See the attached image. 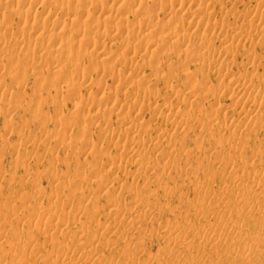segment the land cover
Listing matches in <instances>:
<instances>
[{
	"label": "rangeland",
	"instance_id": "1",
	"mask_svg": "<svg viewBox=\"0 0 264 264\" xmlns=\"http://www.w3.org/2000/svg\"><path fill=\"white\" fill-rule=\"evenodd\" d=\"M31 1L21 6L16 0L0 12V89L7 87L0 94V264H264V92H244L252 76L264 83V0H210L205 6L201 0V8L182 20L199 21L188 31L193 43L164 42L173 54L161 68L163 79L138 84L150 70L131 67L123 87L95 71L89 73L93 86L73 79L101 64L98 50H89L87 67L81 32L104 43L106 58H117L123 49L98 32L125 26L124 19L112 23L107 14L96 21L91 12L72 15L70 22L66 13L85 0H64L67 11ZM114 1L112 15L134 18ZM161 1H143L148 7L138 19L155 4L153 13L164 19L157 11ZM131 25L132 36L162 35L139 32L136 20ZM212 25L228 33L205 35ZM31 27L61 42L45 44L44 55L54 64L35 60L40 42L23 37ZM235 36L236 44L226 43ZM224 52L228 59L220 56ZM163 55L154 48L134 61ZM183 57L195 61L182 66ZM235 77L238 85L228 86ZM107 90L118 102L130 91L138 99L118 116L117 107L97 101ZM142 90L158 97L148 99ZM122 115L138 124L132 135L117 128ZM69 136L73 142L63 141ZM106 165L108 172L100 170ZM182 167L186 171L178 172Z\"/></svg>",
	"mask_w": 264,
	"mask_h": 264
},
{
	"label": "bare ground",
	"instance_id": "2",
	"mask_svg": "<svg viewBox=\"0 0 264 264\" xmlns=\"http://www.w3.org/2000/svg\"><path fill=\"white\" fill-rule=\"evenodd\" d=\"M39 1H41L45 5V6H43V4L39 3L43 7H47V4L48 5L57 4L56 8L58 11H59V8L62 10L65 9L67 11L66 8L67 7L69 8V6H70V5L66 4L64 2V0H39ZM113 1L112 0H85L82 3H79V5L77 4L76 7L71 8V6H70L71 11L69 10L66 13V17H68L70 22L72 21V19H71L72 15H78L81 13L89 14L91 12H93L92 17H94L96 19V21L101 20L100 16H105L108 14L107 18L112 23H113V21L119 20V19H121V20L124 19V21L126 22L125 26L122 25V27H120L121 29L119 27H115L117 29L114 30L112 27V29L114 30V31H112V29H110V27L107 29L104 28L103 30L101 29L102 30L101 33L99 31L100 29L98 30L100 37L104 40L105 43L107 42V44H111V45L114 44L117 48L123 49L122 54L117 58H112V59L106 58V56H104V50L106 48L104 43L98 42L99 40H96V42H95V40L94 41L92 40L93 39L92 36H91L92 39H90V37H88V35H86V33L83 34L81 32V35L85 37V41H84V43H85L84 44L85 45V47H84L85 54L83 55V59L84 58L87 59V61H88L87 67H88V65L91 66V63L93 62V60L91 58H89V50H91V51L92 50L93 51L98 50L94 54H96V59L99 60L98 62L101 64L99 66V69H97V70H92V69H90V67H88L87 69L80 70L81 72L78 71V73H77L78 79H73V83L76 85L85 86V87L93 86L90 83H88L90 80V77H92L89 75V73L91 74L93 71H95L96 73L99 74L100 78H102V79H104L106 77L112 78L113 82L115 83V87H123L124 83L128 77L130 68L136 67V69L138 71H143L144 69L148 68L150 70V73H151V76L146 75L145 73L140 74V76L138 77V81L136 83L142 84V83L147 82V83L155 84V82H157L158 80L163 79V76L160 75L161 68H162L164 62L168 61V59H170L171 55L173 54V52L164 44V42L171 41L175 37L176 38L175 39L176 45H182V44L187 45V44L193 43L194 32L188 34V31L191 29L198 28L199 21L196 17H193L184 24L182 22V20H184L183 15L186 12H190V11L194 12V11L198 10L199 8H201V6H202L201 0H165V1H161L160 3L157 4V11L164 14V16H165L164 19H160L158 14L155 15L153 13L156 4L151 6V10L148 11V13L146 14L149 16L138 19V17L140 15H143L142 10L144 8L148 7L147 3L145 4L144 7L141 6V3L145 0H137V1L120 0L119 3L123 4V6H125V8H124L125 11L130 12L132 14V16L134 17L131 20L132 21L136 20V26L138 27L139 32L152 30L153 32H158V33L162 34L156 40L153 39V37L150 35V33L140 34V35H135V36L130 35L132 30L134 29V25H131L132 21L128 20L124 16H119V18H118V15H112L111 14L112 11H116L115 6H114L115 1L114 2ZM12 2H16V0H0V12H2L3 10H8V8L12 9L13 7L11 8V6H10L11 4H13ZM18 2H19V0H17V3ZM24 2L27 4V2H32V1L31 0H21L19 2V4L22 3V5H23ZM109 2H111V3L113 2V4H110ZM35 3L38 4V1L37 0L33 1V4L37 6V4H35ZM209 3H211L210 0H205L203 5L205 6ZM28 4L30 5V3H28ZM80 4H83V6H81ZM17 10L14 9L13 14H16L19 17L21 15L23 16V14L22 13L19 14L18 13L19 10L18 11ZM20 10L23 11L22 9H20ZM205 10H207V8H205ZM46 15L48 16V14H46ZM46 19H49V18L46 17ZM4 21H5V19H4ZM130 21H131V23H130ZM52 23H53V21H52ZM41 25L42 24L40 23V26ZM43 25L46 26L45 24H43ZM37 26H39V25L37 24ZM44 26H42V28ZM32 28H33V30L35 29L34 27H31V29H29V32L25 33L23 35V37L25 40H27V43H29L31 41L32 42H38V41L40 42V44H38L39 45L38 49H36L37 47L35 48L36 51L39 53L38 54L36 52V54L38 55V59H35V60L43 61L44 63L46 62V63L51 64V65L54 64L53 58L48 59L45 56L46 55L45 52L47 53V51H48V50H46L45 44L47 42V43L53 45L55 43L60 44L61 42H59L57 40V38H55L52 35L53 32L49 33L50 31L49 32L44 31V29L46 30L47 27H44L43 30H40V27H39V29H37V31L40 30L43 32H36V34L32 33V31H33ZM50 30H53L52 25H51ZM117 30H120V31H117ZM27 31H28V29L25 32H27ZM94 31L92 32V30H91L89 32V34L90 33L94 34ZM33 32H35V30ZM46 32H48V33H46ZM30 33H32V35H30ZM222 33H224V34L228 33V31L225 30L224 28H223V30L221 28H217L216 25L208 26V28L205 30V35L207 34L210 36L211 35L217 36V35H220ZM33 34H34V36H33ZM255 34H256V32H255ZM255 34L251 35V39H252V37H255ZM251 39H250V41H251ZM43 41H45V43ZM236 41H237V37L235 36L234 38L230 39L226 43H228L231 46V45L236 44L237 43ZM126 43L127 44L129 43L130 45H125ZM226 43L224 41H222L220 47H223ZM89 45L91 46L90 49L88 48ZM1 48L5 49L6 51L8 49V47H6V46H1ZM154 48L158 49L160 52H164V55L161 58L156 59L154 61H152L150 59L145 61V62L134 61L138 57L139 54H141L142 56H144V55L151 56ZM208 51L209 50L207 49L205 52L206 55L209 53ZM12 54H14V51H10L9 55H12ZM227 54H228L227 52H224L220 56H222L224 59H228V58H226ZM43 56L45 57V59H42ZM193 61H195V60H193L191 57H183L181 65L186 66V65H189L190 63H192ZM24 62H25V64L23 63V67L26 64H27L26 67L30 66V65H28L29 63H27L26 61H24ZM36 62H38V61H36ZM196 62H198V61H196ZM198 63H199V66H203L207 62L202 61V62H198ZM34 65H36V63H34ZM206 67H213V66L211 64H206ZM69 68H70V66H67L66 69H69ZM24 69H25V67H24ZM22 71H23V69H22ZM79 72H80V74H79ZM11 75H14V74H11ZM79 75H81V76H79ZM19 77H22V76L19 75ZM187 77L190 78V75H188ZM43 80H46V78H43ZM18 81H20V80H18ZM41 81H42V79H41ZM2 82L3 81H1V84H2ZM92 82H94V81H92ZM238 83H239V78L235 77V78H232L230 80V85H228V86H237ZM3 84L1 86H4ZM41 84H43V81ZM97 84H99V82H97ZM6 88H7L6 86H5V88L3 87V90L6 91ZM230 89H231V87H230ZM3 90L0 89V94L5 93V92H3V93L1 92ZM97 90H99V89H97ZM252 90L254 92H257V93L264 92V83H263V85L260 83H254L253 76L250 77L246 81V83L244 84V92H249ZM134 92L130 91L120 102H118L117 99L115 100L116 92L114 90H107L106 93L102 94V96L97 101L98 102L103 101L105 104H111L112 106L117 107L118 110H117L116 114L118 116H121V114H123L125 111L124 110L125 104L128 101H131V100L135 101L136 99H138V94L136 92L135 93ZM141 92L148 99L158 97L156 94L157 91H155V90H142ZM169 94L174 95V91L170 90ZM158 95H159V93H158ZM97 101L93 102V104L88 103V102H85V103L83 102L80 104V106L83 107L84 105H86L88 103L89 107H93L94 105H96L98 103ZM2 102L6 103L5 101H2ZM8 104H10V101L8 102ZM8 104L6 103L5 106H4V104L1 106L7 107ZM41 110L42 109L37 108L35 111L41 112ZM125 117H127V116H123V118L119 117L120 119H118V121H117L118 122L117 128L119 126H122L126 134L132 135L133 133H135V130L138 127V124H129L128 120H126ZM149 130H150V128H147V131H149ZM74 138L75 137H72V136L64 137L63 141L73 142ZM123 141H124L123 139H120L119 143L122 144ZM68 144H71V143H68ZM145 166L147 168L149 167L148 164H145ZM100 170H102L104 172H108L110 170V168L108 165H106L104 167H101ZM185 171H186V169H184V167H182V168H180V170L178 172L183 173ZM69 172H70L69 170H68V172H66V176L69 174ZM53 173L55 174V172H53ZM246 173L248 175V171ZM54 174H53V177H54V181H55V180H57L56 178H58V177L56 176L57 174L55 176H54ZM62 175L65 176V173H63ZM243 190H244V187H240V188L236 189L235 193L240 194ZM145 203L148 204V201H146ZM14 232H16V229H14Z\"/></svg>",
	"mask_w": 264,
	"mask_h": 264
}]
</instances>
